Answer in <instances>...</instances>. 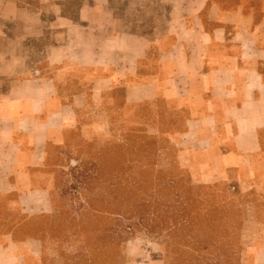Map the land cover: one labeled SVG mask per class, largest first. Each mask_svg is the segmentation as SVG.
<instances>
[{
	"label": "rangeland",
	"instance_id": "rangeland-1",
	"mask_svg": "<svg viewBox=\"0 0 264 264\" xmlns=\"http://www.w3.org/2000/svg\"><path fill=\"white\" fill-rule=\"evenodd\" d=\"M87 1L0 0V58L29 76L53 75L66 55L52 52L79 48L75 31L86 24L80 10ZM181 2L110 0L109 29L127 46L138 36L140 50L145 37L156 40L176 25L171 17ZM125 93L119 86L99 104L92 91L82 113L105 115V131L70 136L66 155L57 154V213L20 217L17 237L42 239V264H215L217 255L222 264H251L247 256L264 247V210L252 215L244 188L228 176L197 181L210 157L194 152L200 145L186 110L161 97L127 104ZM189 153L195 161L183 165Z\"/></svg>",
	"mask_w": 264,
	"mask_h": 264
},
{
	"label": "crops",
	"instance_id": "crops-1",
	"mask_svg": "<svg viewBox=\"0 0 264 264\" xmlns=\"http://www.w3.org/2000/svg\"><path fill=\"white\" fill-rule=\"evenodd\" d=\"M109 3L81 4L79 48L52 52L66 55L53 75L29 76L0 58V264H42V239L16 232L25 220L57 213V154L66 155L70 136L105 131V115L82 113L92 91L103 104L108 91L125 86L127 104L161 97L186 110L200 145L194 152L210 157L197 181L228 176L255 197L252 215L264 210V0H183L171 17L176 25L145 37L140 50L138 36L127 46L109 29ZM255 250L247 261L264 264V247Z\"/></svg>",
	"mask_w": 264,
	"mask_h": 264
},
{
	"label": "trees",
	"instance_id": "trees-1",
	"mask_svg": "<svg viewBox=\"0 0 264 264\" xmlns=\"http://www.w3.org/2000/svg\"><path fill=\"white\" fill-rule=\"evenodd\" d=\"M232 184H233V186L235 187V189H237V187H238L237 184H236V183H232ZM238 189H239V188H238ZM238 189H237V190H238ZM237 192H238V191H237ZM243 197H244V196H243ZM242 199H244V202H246V201H248V200H249V201H254V202L256 201L255 197H254V198H250V197L245 196V197L242 198ZM261 204H262L261 202L258 204V206H259L258 208H260V206H262ZM244 208H245V205H244ZM257 215H258V214H257ZM142 219L144 220V218H142ZM146 221L149 222L148 219H147ZM130 227H131V226H129L128 228H130ZM226 255H227V254H226ZM227 256H228V255H227ZM221 257H222V256H221ZM219 259H220V257H219V255H217V257L215 258V261H217V262H216L215 264H222V262H223L224 260H223V261H220ZM210 261H211V259H210ZM205 263H206V262H205ZM209 263H210V262H209ZM196 264H201V259H197V260H196ZM226 264H227V262H226Z\"/></svg>",
	"mask_w": 264,
	"mask_h": 264
}]
</instances>
